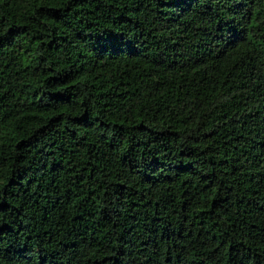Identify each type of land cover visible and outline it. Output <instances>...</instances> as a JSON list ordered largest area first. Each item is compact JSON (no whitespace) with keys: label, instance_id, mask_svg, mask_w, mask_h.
<instances>
[{"label":"trees","instance_id":"1","mask_svg":"<svg viewBox=\"0 0 264 264\" xmlns=\"http://www.w3.org/2000/svg\"><path fill=\"white\" fill-rule=\"evenodd\" d=\"M0 264H264V0H0Z\"/></svg>","mask_w":264,"mask_h":264}]
</instances>
